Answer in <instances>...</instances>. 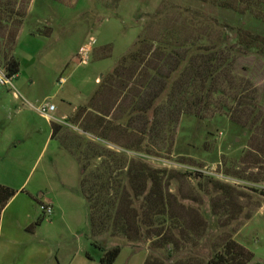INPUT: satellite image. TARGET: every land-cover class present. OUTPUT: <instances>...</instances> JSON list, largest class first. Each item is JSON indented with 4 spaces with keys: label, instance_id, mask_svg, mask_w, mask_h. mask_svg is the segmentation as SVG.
<instances>
[{
    "label": "rangeland",
    "instance_id": "rangeland-1",
    "mask_svg": "<svg viewBox=\"0 0 264 264\" xmlns=\"http://www.w3.org/2000/svg\"><path fill=\"white\" fill-rule=\"evenodd\" d=\"M243 27L264 36V0H0V75L5 74L8 60L15 58L20 65L12 84L0 85V185L18 194L24 189L20 198H31L29 191L44 169L50 183L57 186H61L62 178L73 176L69 162L73 160L76 166V157L55 158L56 144L65 143L69 137L66 143L71 147L75 146L72 139L75 144L94 141L106 145L86 131V124L95 123L96 109L108 113V119L120 118V112L110 108L123 86L139 83V77L131 79L132 69L138 64L128 61L129 69L122 70L121 78L115 80L114 91L108 89L106 78L124 57L142 48L141 42L149 46L145 50H164L162 58L153 54L144 63L150 70L157 68L168 74L177 54L185 55L189 49L193 55L199 54L200 48L220 47L226 53L229 45L237 49L234 40ZM92 38L96 40L95 51L87 64H81L78 52ZM232 58L233 64L223 71L215 88L242 96L235 101L218 95L210 98L209 116L224 112L226 122L216 134L215 143L208 139L204 145L202 136L197 141L206 154L187 151L195 122L185 119L178 122L175 144V149L185 154L167 155L160 141L150 156L127 154L130 159L145 160L153 169L172 171L168 200L181 228L166 234L177 246L164 248L148 241L132 247L124 240L104 236L101 239L106 240L108 248L122 246L115 264H142L146 253V264H207L231 238L254 254L251 264H264V60L242 53ZM61 77L67 79L63 86L58 84ZM161 84L152 79L151 85L139 93L145 94L140 102L150 99ZM131 94H138L137 89ZM47 101L65 111L73 106L89 107L87 122L74 127L68 121L55 143L45 146L51 131L49 120L31 106L37 108ZM130 102L128 99L125 105ZM223 107L229 111H222ZM256 107L257 128L248 135L242 126ZM136 119L138 128L143 121ZM170 119L176 117L162 120ZM111 137L117 139L118 135L112 132ZM134 139V135L120 137L123 143ZM12 142L18 144V150H13ZM82 174L79 165L74 178L79 177L81 182ZM64 188L59 187L61 192L67 190ZM39 195L31 199L37 202ZM78 196L74 203L63 198L64 212L60 216L58 212L45 216L36 206L32 229L42 228L35 241L43 236L48 248L54 249L56 244L50 238L53 218H87L85 231L79 236L86 233L90 237V212L80 184ZM141 202L133 207H140ZM62 234L60 238L67 242L69 236ZM87 246L99 255L90 242Z\"/></svg>",
    "mask_w": 264,
    "mask_h": 264
},
{
    "label": "trees",
    "instance_id": "trees-1",
    "mask_svg": "<svg viewBox=\"0 0 264 264\" xmlns=\"http://www.w3.org/2000/svg\"><path fill=\"white\" fill-rule=\"evenodd\" d=\"M234 41L237 49L229 45L228 55L220 47L203 48L204 50L200 48L197 55H193L191 49L187 50L185 55L177 54L168 74L161 73L157 68L150 70L145 66L144 62H147L151 55L162 58L165 53L160 47L153 52L145 50L144 48L149 46L142 44L145 41L141 42L139 45L142 48L124 57L121 65L106 78L108 89L114 91L115 80L121 78L122 70L129 69L126 67L128 61L132 60L138 64L132 69L131 79L139 77L138 84L141 85L137 86L138 84L131 82L123 86L118 99L110 108L120 112V118L108 119V113L102 114L96 109L98 113L95 116V123L86 124V131L97 136L106 145L94 141L85 143L77 141L75 144L72 139L75 146L71 147L66 143L69 137L65 143L61 142L76 157L83 170L80 192L89 207L91 247L99 254L100 264H115L122 252V246L108 248L106 240L101 239L104 236L124 240L132 247L148 241L155 243L154 245L160 243L164 248L170 244L177 246L166 234L168 230L181 228V221L172 215V205L170 207L168 200L170 194L167 192V186L172 180V171L153 169L144 162L145 160L130 159L127 154L150 156L152 148L157 147L160 142L165 146L161 149L167 150L169 156L174 153L179 156L185 154L178 147L175 149L176 129L180 119L195 122L193 128L195 133L193 132V137L186 143L187 151L207 153L203 151L204 146L200 147L197 141L202 136L205 139L204 145L208 139L215 143L216 134L225 127L226 122V119H223L226 116L224 112H214V115L209 116L210 98L218 95L235 101L242 96L236 91L228 94L224 89H216L218 78L233 64L232 57L236 54L254 55L264 60L263 35L252 33L243 27L238 31ZM19 72V62L15 58L8 60L5 66L6 77L12 79L17 77ZM155 78L162 82L159 91L145 103L144 101L141 103V98L145 97V94L139 93L143 91V87L150 86L152 79ZM134 85L138 94L130 95L134 92L132 88ZM128 99L131 102L127 106L125 103ZM89 109L81 108L80 111ZM221 110L229 111L225 107ZM258 112L259 107H256L250 120L242 126L245 133L255 132ZM165 116L171 118L174 116L176 119L163 121ZM136 117L143 121L142 126L138 128H135ZM64 130L63 126L52 123L53 138H59ZM112 132L118 135L117 139L111 137ZM131 135L135 136L132 143L120 141V137ZM158 141L160 142L157 144ZM16 194L10 188L0 185V217L7 203ZM138 202H141L140 207H133ZM39 205L42 203L39 202ZM40 223L41 221L36 225ZM171 236L175 237L174 234ZM220 247L212 257L210 256L207 264H251L254 260V254L232 238ZM86 256L89 260L97 259L90 252Z\"/></svg>",
    "mask_w": 264,
    "mask_h": 264
},
{
    "label": "crops",
    "instance_id": "crops-1",
    "mask_svg": "<svg viewBox=\"0 0 264 264\" xmlns=\"http://www.w3.org/2000/svg\"><path fill=\"white\" fill-rule=\"evenodd\" d=\"M94 51L95 50L93 49V52ZM17 97L18 96L16 95V98ZM55 106L57 108L53 114L55 121H49L51 131L45 146L48 142L49 145L55 143L52 123H57L63 126L64 129L65 127H68L65 124L68 121H71L75 125L74 127L82 126L87 122L89 115L88 111H80L82 108L81 106H73L71 110H69L68 107L67 111L61 106L59 109L56 104ZM31 107L37 110L36 107ZM21 111L22 110H19L18 113ZM15 142H12L11 144L13 150L16 151L19 149L18 144L16 143L22 141ZM55 147V158H65L67 156L72 157L71 153L62 143H60L59 146L56 144ZM69 163H72L71 171L73 173L71 175L73 176L66 179L62 178L60 183L61 186H57L55 183H50L49 174L46 173V169L43 170L36 181V184L31 191H29L31 198H34L35 194H40L38 199H36L37 202L27 196L20 198L24 193V189H22L21 194H18L17 192V194L7 203L0 217V264H100L98 261V255L92 253L87 246V243L89 242L91 246L90 237H87L86 233L81 235L85 236V239L79 236L80 233L85 231L87 218H53V221L50 224V227L52 228L50 238L56 244L54 245V249L48 248L46 245V238L43 236L39 241L34 240L38 229L42 228V226H39L38 229H32L37 216L36 206H38V208L40 207L39 202L52 206L54 208V213L58 212V216H60V212H64L63 198L67 200L66 202L71 203L80 199L78 196L80 179L79 177L74 178L75 171L77 175L79 163H77L76 166H74L75 162L73 163V160ZM36 186L38 189H35ZM59 187L60 189L65 187L67 190L61 192L62 189L60 190ZM11 209L12 211H10ZM9 211L11 212L10 214ZM61 234L64 237L66 235L69 236L70 239L67 242L63 241L60 238ZM89 252L97 259L89 260L86 256ZM147 257L146 253L144 254V257L141 258L142 264H146Z\"/></svg>",
    "mask_w": 264,
    "mask_h": 264
},
{
    "label": "built area",
    "instance_id": "built-area-1",
    "mask_svg": "<svg viewBox=\"0 0 264 264\" xmlns=\"http://www.w3.org/2000/svg\"><path fill=\"white\" fill-rule=\"evenodd\" d=\"M96 44V40L92 38L90 42L82 46L78 52V56L81 64H87L89 61V56L93 52V46ZM67 83V79L61 77L58 81L60 86H63ZM12 84V79H8L5 74L0 75V85L7 86ZM56 106L50 101L43 103L40 107H37V111L44 116L49 121H55L53 114L56 111ZM41 210L45 216H52L54 213V208L47 204H42Z\"/></svg>",
    "mask_w": 264,
    "mask_h": 264
}]
</instances>
